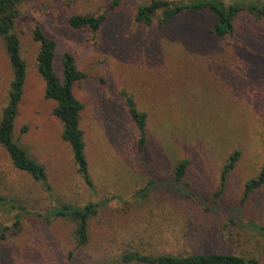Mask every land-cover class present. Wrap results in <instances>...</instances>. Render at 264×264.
Wrapping results in <instances>:
<instances>
[{"label": "rangeland", "instance_id": "obj_1", "mask_svg": "<svg viewBox=\"0 0 264 264\" xmlns=\"http://www.w3.org/2000/svg\"><path fill=\"white\" fill-rule=\"evenodd\" d=\"M142 2L149 0H121L115 8L112 0L20 4L15 31L27 76L15 136L46 167L51 189L16 169L0 148V194L19 206L17 211L0 206V227L11 228L0 239V264H74L72 257L81 264H118L123 253L135 250L217 251L264 264V234L255 227H264V186L244 197L246 181L264 164V18L245 12L232 36L217 38L210 33V12L180 16L167 25L158 15L144 25L135 18ZM103 13L107 18L97 32L68 25L72 15ZM36 26L56 41L58 73L67 52L85 75L73 92L83 104L80 127L93 188L62 138L56 103L45 96ZM11 78L0 36V118ZM124 92L149 115L145 150L138 148ZM235 150L241 156L228 173L222 203L214 207L212 195ZM183 159L189 161L187 173L174 185V167ZM184 190L205 198L206 207L185 198ZM90 202L102 206L91 219L90 241L78 247L74 223L53 219L50 211ZM208 206L217 209L207 211ZM18 214L21 228L11 227Z\"/></svg>", "mask_w": 264, "mask_h": 264}, {"label": "trees", "instance_id": "obj_2", "mask_svg": "<svg viewBox=\"0 0 264 264\" xmlns=\"http://www.w3.org/2000/svg\"><path fill=\"white\" fill-rule=\"evenodd\" d=\"M24 0H0V36L5 43L6 53L12 68V78L8 93V101L2 109L0 118V148L10 158L13 166L29 174L33 179L40 182L47 191L51 189L48 182L46 167L30 156L28 150L23 147L15 136L16 119L19 113V105L24 93V85L27 76V65L22 56L20 38L15 31V23L20 16V4ZM121 0H112L111 7L120 5ZM210 12L214 16V23L211 25L210 33L217 38L232 36L236 31L237 18L247 12L256 17L264 18V2L260 1H236L227 4L223 0H149L137 6L136 21L151 25L157 16L162 25L180 16L195 15L201 12ZM107 18V13L94 15H72L68 19V25L75 29L88 28L97 32ZM33 39L39 44L37 54V68L45 84V96L53 100L56 106L53 114L62 125V138L66 141L73 153L74 160L78 166V172L90 188H93V179L90 172L89 161L86 155V142L83 130L80 127L81 111L83 104L75 97L74 85L84 78L71 53H64L61 59V75L56 65V41L46 35L40 26L33 30ZM129 117L137 130V145L145 150L149 141V115L142 111L130 93H123ZM28 126L22 127L26 132ZM241 156V151L232 152L221 171L220 188L212 196V206L219 208L222 203L221 194L224 191L228 173L235 167ZM189 161L180 160L173 170L174 185H181L188 170ZM264 186V164L257 176L245 183V194L247 197L252 191ZM149 188V187H148ZM147 188V189H148ZM146 189V190H147ZM144 191V190H142ZM146 193V192H145ZM183 196L202 207L205 198L195 197L193 194L183 191ZM145 197V196H144ZM17 202L0 194V206L19 210ZM203 203V204H202ZM102 204L90 202L84 205L60 204L54 206L50 211L53 219H68L75 225L74 242L76 246L83 247L90 241V222L94 215H97ZM207 211H216L208 206ZM21 215L18 214L13 226L21 228ZM264 234L263 226H255ZM11 229L0 227V239L5 240V230ZM73 256V255H72ZM74 264L77 260L71 258ZM118 264H262L258 259L245 257L233 253H221L217 251L193 252V253H145L140 250L125 252L121 255Z\"/></svg>", "mask_w": 264, "mask_h": 264}]
</instances>
